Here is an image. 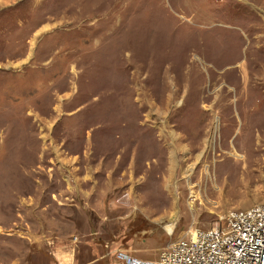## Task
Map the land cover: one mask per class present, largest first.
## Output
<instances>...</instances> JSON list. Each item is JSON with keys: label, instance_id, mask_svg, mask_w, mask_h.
I'll list each match as a JSON object with an SVG mask.
<instances>
[{"label": "rangeland", "instance_id": "374dc122", "mask_svg": "<svg viewBox=\"0 0 264 264\" xmlns=\"http://www.w3.org/2000/svg\"><path fill=\"white\" fill-rule=\"evenodd\" d=\"M263 200L264 0H0V264L152 262Z\"/></svg>", "mask_w": 264, "mask_h": 264}, {"label": "built area", "instance_id": "2783aa9c", "mask_svg": "<svg viewBox=\"0 0 264 264\" xmlns=\"http://www.w3.org/2000/svg\"><path fill=\"white\" fill-rule=\"evenodd\" d=\"M222 223L189 228L155 261L120 252L122 264H264V200L246 210H230Z\"/></svg>", "mask_w": 264, "mask_h": 264}, {"label": "bare ground", "instance_id": "6f19581e", "mask_svg": "<svg viewBox=\"0 0 264 264\" xmlns=\"http://www.w3.org/2000/svg\"><path fill=\"white\" fill-rule=\"evenodd\" d=\"M231 160V159H230ZM237 161V160H236ZM238 162H244V160L242 159V160H238Z\"/></svg>", "mask_w": 264, "mask_h": 264}]
</instances>
